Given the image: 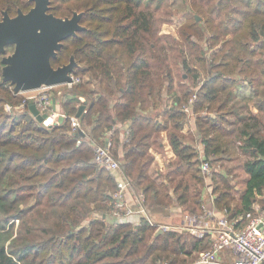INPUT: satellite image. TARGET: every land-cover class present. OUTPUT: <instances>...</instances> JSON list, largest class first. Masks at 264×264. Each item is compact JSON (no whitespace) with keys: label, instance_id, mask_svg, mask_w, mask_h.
Wrapping results in <instances>:
<instances>
[{"label":"trees","instance_id":"16d2710c","mask_svg":"<svg viewBox=\"0 0 264 264\" xmlns=\"http://www.w3.org/2000/svg\"><path fill=\"white\" fill-rule=\"evenodd\" d=\"M150 1L155 0H52L51 12L58 17L84 13L86 30L64 42L53 66L67 64L72 55L81 63L74 74L86 80L68 90L62 111L76 114L80 97H85L86 112L81 117L85 137L71 132L69 120L43 127L29 106L27 111L8 114L5 105L18 94L3 82L0 66V264H186L194 252L208 249L207 236H190L194 244L187 248L182 235L175 231L157 235L147 220L136 227L108 219L117 182L95 162L94 151V143L105 144L114 125L130 123L127 141L120 140L116 128L115 157L127 180L146 195L150 213L157 216L174 205L183 217L197 215L203 211L205 175L200 149L181 131L191 121L183 105H191L194 95L196 129L206 159L212 164L231 162L236 148L248 156L238 165L248 176L238 209L232 206L239 191L232 183V170L226 169L210 176L211 210L221 215L227 210L231 219L243 217V226L248 214H256L259 198L264 203V80L258 72L263 66L264 73V0H218L210 13L196 7L206 16L201 39L205 28L213 33L210 42L233 36L223 41L227 49L221 51L219 63L199 58L207 73L202 82L203 73L193 67L192 59L183 58L193 88L199 83L197 94L186 83H181L180 93L176 90L173 71L160 54L165 36L158 35L147 8ZM32 6L30 0H0V12L6 10L11 16ZM214 14L221 20L218 26ZM200 24L189 28L197 33L194 26ZM192 37L184 36L186 44L198 47ZM241 64L239 73L251 72L247 79L258 96V114L242 113L236 105L234 88L239 82L234 76L239 75L234 74ZM88 82L93 90H81ZM164 88L165 96L173 100L163 107L161 120V111L156 116L147 112L163 104ZM206 110L210 113L199 114ZM163 131L176 155L167 173L156 171L149 152Z\"/></svg>","mask_w":264,"mask_h":264},{"label":"rangeland","instance_id":"374dc122","mask_svg":"<svg viewBox=\"0 0 264 264\" xmlns=\"http://www.w3.org/2000/svg\"><path fill=\"white\" fill-rule=\"evenodd\" d=\"M217 2H218V0H211L209 2H207V0H155L153 2L150 1L149 6L147 7L148 9L151 10V12L154 15V23H155V28L158 30V35L159 36H165V38L163 40H161V43H164V49H161L162 51H160V54L166 58V62L168 64L169 68H171L173 71V77H174V81H175V85H176V90H178V93H180V91H181V87H180L181 83H183V84L186 83L185 87H189L196 94H197V92H199V88H200L199 83H197L198 84L197 87L193 88L195 82L193 81L192 78H190V77L188 78L187 74H185V69H184V65H183V61H184L183 58L187 57L188 62H190V59H192L193 67L196 69H199L198 71H201L203 73L202 79L200 81V82H202L207 77V73H206V66L201 63L199 58L205 57L206 59H208V62L213 61V62L219 63L222 60V58L220 57L221 51L227 49V48H224L223 43L226 40L233 38L232 34H229V35L223 36L221 41L215 40V41L210 42L208 40V38L211 37L213 35V33H211L206 28L203 32V34H204L203 38L204 39H201L199 37L200 31L202 30V26L205 24L206 16L204 15V13H200V11H198L196 9V7H200L203 10H205V12L210 13V6L213 7L215 4H217ZM3 12H0V20L3 18ZM198 17H199V20L197 19ZM213 17L216 18L215 19V25L216 26L220 25V23H221L220 18L217 17L216 15ZM193 23H201L199 25L200 28H199V26H194V29H196L198 31L197 33H195L193 29L189 28V25H191ZM229 27H230V29L233 28L231 26V23H230ZM186 34L192 35L193 36L192 39L194 41H196L199 44V46L194 47V48H191L190 46H188L186 44L185 38H184V36ZM166 36H170L171 38H166ZM254 49H257V48H254ZM214 52L218 53L217 58H216V56L215 57L213 56ZM77 62L79 65L81 64L79 61H77ZM254 63H256V62H254ZM254 63H253V65H254ZM0 66H2L1 58H0ZM243 66L244 65L241 64L239 66V68L237 69L238 72H236L234 74V75H239V76L233 75L235 78L238 79V82L240 85V86L238 85L236 88H234V91H235L236 96H237L236 97V105L241 106V109H242L241 112L242 113H247L250 109L255 107V102L253 101V99L255 98V100H257L258 96H256V93L252 90L251 86L248 87V84H249L248 81L249 80L247 79L248 78L247 76H249V74L251 72L248 71L246 73H239L240 68H243ZM256 68H257V66H256ZM262 68H263V66H262ZM262 68H258L259 69L258 72L260 73V75L262 76V78L264 80V73L262 72ZM237 73H239V74H237ZM225 74H228V73L225 72ZM228 75L232 76L231 74H228ZM79 77H81V76H79ZM85 80H86V78L82 79V81H84V82H85ZM93 88H94L93 84H91V82H88V83H86V86L84 88H82V89L79 88V89H81V90H85V89L93 90ZM52 91H53V95L56 94V91H61L62 93L66 94L68 92V88H67V86L62 85L58 88H55V90H52ZM166 93H167L166 88H164V91L162 92L164 101H167V98H168L167 95L165 96ZM38 95H39V90L32 91V92L30 91V92L19 93L18 97L16 99H13V103L5 105V110L8 114L20 113L21 111H27L26 108H20L21 104L25 101V99L26 100H32L30 102H33V100H35V99H33L31 97H37ZM69 96H70V94L68 93L67 97H69ZM190 96L192 98L193 95H190ZM83 99L85 100V103H83ZM115 99H116V96L113 98V100H115ZM188 99H189V97H188ZM64 100H65V98L63 99V101ZM164 101H163V104L158 105L157 108L151 109L147 113H151L153 116H156L159 113V111H161V113H162L163 107L166 105V103ZM109 102L113 106L112 99H110ZM83 104H87V101H86L84 96L80 97V101L77 104L78 110H79L80 106ZM189 104H191V103H189ZM194 104H195V101L191 105H188V107H190V111L187 113L190 117L191 122H188V125L184 129L185 133H183V132L182 133L184 135H186V137L188 138L187 141L197 149L202 143L200 141L198 131L196 130L195 123H194L195 119H196V115H197V114H195V111H194ZM9 106L12 108L11 110H8L7 107H9ZM185 106L183 105V107H185ZM84 112H83V114H84ZM77 113H78V111H77ZM77 113H76V115H77ZM114 113H115V111H113V114ZM203 113H204V115H206L205 113L209 114L210 112H207V110H206V111L199 113V114L203 115ZM211 114L217 116L218 113L216 114L214 112H211ZM161 118H162V116L159 119H161ZM80 119H81V117H80ZM88 123H89V121H88ZM81 124L83 126V129H85V131H86V127L84 128L82 121H81ZM117 127H116V125H114L112 127L113 129L110 132H108V137L110 135V140L114 144V148H113L114 154H116V150H117L116 149L117 144L115 143V140H114V138L116 137L115 131H116ZM159 138H162V136H160ZM192 139H194V141H192ZM168 146L169 145H167L166 147H163L161 150H159V151H161L160 153H162V154H160V156L158 158V163H159L158 167L163 168L165 171L167 170L166 166L169 163L168 162V160L170 159L169 156L173 155L171 153V149ZM167 147L169 150L166 149ZM203 148H204V146H203ZM236 150L238 152H237L235 159L233 161H231V162H228V161L217 162L216 161V162H214V164H212V169H214L213 170L214 172H220L221 171L223 173H225L226 169L232 170V177H231L232 183H233L235 189L237 191H239V193H237V192L235 193L236 202L233 204L232 208L234 207V208L238 209V207H239L238 205H239L240 200H241V194H242L243 190L245 189V183H246V179L248 177L247 174L244 172V170L241 167H239L238 165L243 163L246 159H248V156L239 153V149L236 148ZM173 159L175 160L176 158H173ZM208 160L210 161L211 159H208ZM203 175H205L204 178H205V183H206V187L204 190V206L206 209L209 210L212 208V205L214 203V196L211 193V192H213V190H212L213 186L211 183L210 176H208L204 173H203ZM260 201H263V200H261V198H259V200H258L259 203H257L256 205H258V207L264 209V203H262ZM179 211H180L179 207L173 205L169 209H167L164 213L162 212V213L158 214L156 216V218H157L156 221L158 223L169 225L172 228V229H170V231H175V232L179 233V235H182V241H186L187 248H191V246L193 247V244H194V241L191 238L192 234H190L189 231L177 230V227L181 226L183 219H185V217H183V213L181 211L180 212ZM200 213H202V214H200ZM198 214H200V216L203 217L204 211H201ZM186 215L192 216L190 213H188ZM108 216L111 217V212L109 213ZM110 220L113 221V219H110ZM205 221L209 222L208 219L201 218L200 225H204ZM88 223H89V221L85 222L84 225L87 226ZM17 225H18V221H17ZM16 228H18V227H16ZM198 254L199 253H197V251L195 253H193V256L187 260L186 264H194L197 261ZM160 264H165V263L161 262Z\"/></svg>","mask_w":264,"mask_h":264},{"label":"built area","instance_id":"2783aa9c","mask_svg":"<svg viewBox=\"0 0 264 264\" xmlns=\"http://www.w3.org/2000/svg\"><path fill=\"white\" fill-rule=\"evenodd\" d=\"M81 82H83L82 78L74 74L73 82L63 84V86H67L68 90H71ZM60 86L62 85L42 87L38 89L37 97H31L35 99L33 102L36 103L40 113L47 115L41 125L45 128H53L62 124L60 119L64 118V121L69 120L72 133H85L81 119L76 114L68 116L62 110L56 109L58 103L62 104L65 93L56 91V94L53 95L52 90ZM194 99L195 96L191 99V104ZM30 101L32 100L25 99L20 108L29 106L32 103ZM83 102L85 103L84 99ZM7 108L8 110L12 109L10 106ZM183 109L185 112L190 111L188 105ZM84 111L86 112V110ZM113 148L114 144L110 140V135L105 144L94 143L95 162L106 168L113 176L115 175L117 182V188L113 194L112 219L117 223L132 224L136 227L141 225L143 220H147L156 231H170L172 228L169 225L158 223L150 213L146 205V195L138 192L127 180L120 160L115 157ZM200 157L202 172L211 176L214 172L212 163L206 159L203 151L200 153ZM128 194L131 195L130 202L127 199ZM203 211V217L200 214L186 215L181 226L177 227V229L189 231L195 236H208L211 239L209 248L199 252L194 264H264V209L257 207L256 214H248V221L243 226L240 223L244 221V218L231 219L227 215V210L220 217L213 210L206 209L204 205ZM201 218L212 219V222L200 225Z\"/></svg>","mask_w":264,"mask_h":264},{"label":"water","instance_id":"95a60500","mask_svg":"<svg viewBox=\"0 0 264 264\" xmlns=\"http://www.w3.org/2000/svg\"><path fill=\"white\" fill-rule=\"evenodd\" d=\"M30 2L33 6L28 12L19 9L17 15L11 16L4 11L0 20L3 82L10 83L17 94L73 82V75L79 67L75 56L57 68L53 61L67 39L86 30L82 25L84 13L58 17L51 12L52 0ZM29 109L39 123L47 117L40 113L34 102L30 103ZM85 109L86 105H81L77 117H82ZM60 122L63 123L64 118Z\"/></svg>","mask_w":264,"mask_h":264},{"label":"crops","instance_id":"0c3cea01","mask_svg":"<svg viewBox=\"0 0 264 264\" xmlns=\"http://www.w3.org/2000/svg\"><path fill=\"white\" fill-rule=\"evenodd\" d=\"M240 86V85H239ZM251 86V84L249 83L248 84V87H250ZM252 87V86H251ZM252 90L254 91V88L252 87ZM255 92V91H254ZM237 97V96H236ZM257 100H258V98H257ZM257 100H255V98L253 99V101L255 102V101H257ZM166 104H169V105H171V103H172V99L171 98H167V101H164ZM56 109L58 110V111H61L62 110V104L60 105L59 103H58V106H56ZM254 114H258L259 113V109L256 107V104H255V107L254 108H252V109H250ZM163 114V113H162ZM162 114H160L161 116H163ZM261 115H262V117H263V121H264V110L262 111V113H261ZM160 116V117H161ZM164 119V117H162L161 118V120H163ZM189 122H191V121H189ZM195 123V122H194ZM188 125V123H185L184 124V126H183V129L181 130L183 133H185L184 132V129L186 128V126ZM119 126V138H120V140L123 142V141H127V136H128V134L130 133V130H129V127H130V123H128L127 125L125 124V125H118ZM195 127H196V123H195ZM197 130V129H196ZM71 133V132H70ZM80 135H82L83 137H85V136H87V133L85 132L84 133V135L83 134H81L80 133ZM160 136H162V138H159ZM158 137V144H156V145H153L151 148H150V150H149V152H150V154L154 157L153 159H154V166H155V168H156V171H158V172H161V173H167V171H168V169H169V164L171 163V162H173V161H175L173 158H176L175 156V153L173 152V149H172V146H171V144H170V141H169V138H168V134H167V131H163V132H160L159 133V135L157 136ZM167 145H169L168 147L171 149V153L173 154V155H170L169 157H170V159L168 160V165L166 166L167 167V170L165 171L163 168H160V167H158L159 166V163H158V158H159V156H160V154H162V153H160L161 151H159V150H161L163 147H166ZM203 144H201L199 147H198V150L200 149V153L203 151ZM168 147L166 148L167 150H169L168 149ZM170 153V152H169ZM124 155H125V153H124V150H123V148L121 147V149H120V151H119V156H120V159H123V157H124ZM212 193V192H211ZM127 199H128V201L130 202L131 201V195L130 194H128L127 195ZM214 204V203H213ZM257 207H258V205H257ZM256 207V208H257ZM211 209H213V208H211ZM179 210H180V208H179ZM217 215H219V217L221 216V213L220 212H217L216 210H213ZM180 212V211H179ZM200 214H202V213H200ZM153 216H155L154 214H153ZM186 216V215H185ZM112 219V217H109L108 216V219ZM155 218H156V216H155ZM157 219V218H156ZM204 219H207V218H204ZM184 220V219H183ZM114 221V220H113ZM208 221L209 222H212V219H208ZM206 222V221H205ZM177 230H179V229H177ZM164 232H167V231H156V234L158 235V234H162V233H164ZM191 234V233H190ZM192 236H194V237H196V238H203V237H201V236H195V235H193L192 234ZM208 237V236H207ZM209 238V237H208ZM209 242V241H208ZM210 243H211V239H210ZM210 243H209V245H210ZM203 251V250H202ZM195 253V252H194ZM197 253H199V252H197ZM193 256V254L190 256V257H188V259L189 258H191ZM226 256V255H225Z\"/></svg>","mask_w":264,"mask_h":264}]
</instances>
